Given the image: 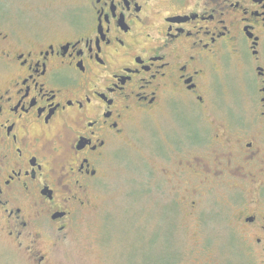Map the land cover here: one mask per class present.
Returning a JSON list of instances; mask_svg holds the SVG:
<instances>
[{
  "label": "flooded vegetation",
  "instance_id": "1",
  "mask_svg": "<svg viewBox=\"0 0 264 264\" xmlns=\"http://www.w3.org/2000/svg\"><path fill=\"white\" fill-rule=\"evenodd\" d=\"M70 1L65 29L21 41L0 0V236L51 264L107 162L160 115V228L234 197L264 260V0Z\"/></svg>",
  "mask_w": 264,
  "mask_h": 264
},
{
  "label": "rangeland",
  "instance_id": "2",
  "mask_svg": "<svg viewBox=\"0 0 264 264\" xmlns=\"http://www.w3.org/2000/svg\"><path fill=\"white\" fill-rule=\"evenodd\" d=\"M70 3L5 0L10 15L2 24L21 41L36 31L65 29ZM122 148L103 170L98 195L92 197L95 207L76 216L51 264H245L242 259L264 264L261 255L253 258L247 253L248 244L234 228L228 205L234 197H207L199 207L200 217L205 218L187 221L183 208L176 217L171 214L176 232L166 224L160 228V203L171 199L160 195V115L137 123L131 144ZM222 191L231 194L232 188L222 187ZM0 264L30 263L0 236Z\"/></svg>",
  "mask_w": 264,
  "mask_h": 264
}]
</instances>
